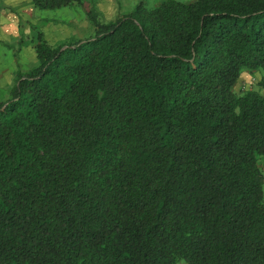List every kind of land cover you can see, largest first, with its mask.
I'll list each match as a JSON object with an SVG mask.
<instances>
[{
	"label": "trees",
	"instance_id": "trees-1",
	"mask_svg": "<svg viewBox=\"0 0 264 264\" xmlns=\"http://www.w3.org/2000/svg\"><path fill=\"white\" fill-rule=\"evenodd\" d=\"M87 15L0 100V264H264V0Z\"/></svg>",
	"mask_w": 264,
	"mask_h": 264
},
{
	"label": "rangeland",
	"instance_id": "rangeland-1",
	"mask_svg": "<svg viewBox=\"0 0 264 264\" xmlns=\"http://www.w3.org/2000/svg\"><path fill=\"white\" fill-rule=\"evenodd\" d=\"M139 1L83 0L81 6L76 4L58 9H38L30 0H0V100L9 96L16 76L15 67L27 71L37 64L34 53L38 36L42 35L51 45L72 38L88 37L94 32L88 10L96 11L101 22H108L133 11ZM144 1L148 7H152L161 0ZM24 50L28 55H25ZM250 77L253 86L255 77ZM177 264L187 263L180 260Z\"/></svg>",
	"mask_w": 264,
	"mask_h": 264
},
{
	"label": "crops",
	"instance_id": "crops-1",
	"mask_svg": "<svg viewBox=\"0 0 264 264\" xmlns=\"http://www.w3.org/2000/svg\"><path fill=\"white\" fill-rule=\"evenodd\" d=\"M23 52L25 53V55H28V52L26 50H24ZM34 59L36 60V53H34ZM19 70L21 71V69H17L15 67V71L14 72H17ZM262 74H264V73L263 72H260V71L253 72V73L248 72V71H243L241 73V75H240V78H239L237 84H236V89L238 90V87H239V89H246V88L251 87V84L252 83L250 82V78H251L250 76L255 77L254 78V80H255L254 83L256 84V82H259L261 80ZM248 82H250V83H248ZM255 84H253L252 87H256L257 85L255 86ZM259 89H260L261 93L264 94V85L261 86ZM260 165H261V168H262V170L264 172V157L261 159Z\"/></svg>",
	"mask_w": 264,
	"mask_h": 264
}]
</instances>
